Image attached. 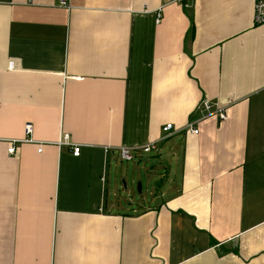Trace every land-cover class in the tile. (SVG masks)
<instances>
[{"label":"crops","instance_id":"crops-1","mask_svg":"<svg viewBox=\"0 0 264 264\" xmlns=\"http://www.w3.org/2000/svg\"><path fill=\"white\" fill-rule=\"evenodd\" d=\"M253 14V0H0V264H264ZM191 121L198 135L159 142L152 204L124 207L118 149ZM27 123L35 142L9 154Z\"/></svg>","mask_w":264,"mask_h":264},{"label":"built area","instance_id":"built-area-1","mask_svg":"<svg viewBox=\"0 0 264 264\" xmlns=\"http://www.w3.org/2000/svg\"><path fill=\"white\" fill-rule=\"evenodd\" d=\"M28 4L32 3V0H26ZM173 2H182L183 0H172ZM254 3V14L253 20L255 25H262L264 24V0H253ZM59 4L64 7H68V0H59ZM162 18L161 8L157 13L156 21L160 22ZM9 66L13 68V61L9 62ZM201 108L208 111V116H216L218 117L219 121H224L227 119V113L225 107L216 106L213 109L212 103L208 99H203L199 105ZM177 131H185L189 132L193 135L199 134V129L195 125V122H188L186 126L181 129H177L174 127L172 123H166L162 127L163 137L159 140H151L147 144L138 147V148H130L126 146H121L118 149L119 156L124 161H132L136 158V153L143 152L144 154L151 153L153 151H158L159 142L163 139L170 137L173 132ZM33 132V124L27 123L25 125V138L22 140H14L9 143L8 153L11 155H15L17 153V145L21 143H34V139L31 137ZM59 144L67 145L72 150L74 156H79L81 152V145L75 144L71 141L69 134H64L61 138ZM42 151V147L40 146L38 152Z\"/></svg>","mask_w":264,"mask_h":264},{"label":"rangeland","instance_id":"rangeland-1","mask_svg":"<svg viewBox=\"0 0 264 264\" xmlns=\"http://www.w3.org/2000/svg\"><path fill=\"white\" fill-rule=\"evenodd\" d=\"M140 153L144 154L143 152ZM164 154L165 153L162 152L161 155ZM145 155L149 157V161L144 162L139 157L132 161H124L121 159L120 162H117L116 166V170L121 168L125 171L123 177L118 180L119 191L117 192L118 195L116 198L120 200L124 207L130 206L132 210L140 209L141 204L144 203L145 200H150V204H152L151 192L154 188L155 191L158 192L156 190V184L159 182L160 171L165 172L162 167L164 157L161 158V155L155 153V151ZM134 170L136 173H134ZM132 174L136 180L135 183L130 181V176Z\"/></svg>","mask_w":264,"mask_h":264}]
</instances>
